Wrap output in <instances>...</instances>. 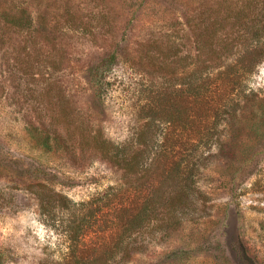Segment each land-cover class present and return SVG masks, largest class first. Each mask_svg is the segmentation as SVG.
Masks as SVG:
<instances>
[{
    "label": "rangeland",
    "instance_id": "rangeland-1",
    "mask_svg": "<svg viewBox=\"0 0 264 264\" xmlns=\"http://www.w3.org/2000/svg\"><path fill=\"white\" fill-rule=\"evenodd\" d=\"M14 4L31 27L0 19V264H65L61 213L48 218L55 231L40 197L84 203L119 185L100 143H133L152 109L186 117L196 85L223 96L225 71L250 98L215 131L199 178L206 206L169 235L141 231L125 264H264V0H0V13ZM171 44L183 69L165 60ZM38 119L68 152L33 141Z\"/></svg>",
    "mask_w": 264,
    "mask_h": 264
},
{
    "label": "trees",
    "instance_id": "trees-1",
    "mask_svg": "<svg viewBox=\"0 0 264 264\" xmlns=\"http://www.w3.org/2000/svg\"><path fill=\"white\" fill-rule=\"evenodd\" d=\"M14 7L16 11L13 7L2 8L3 24L18 31L28 30L31 18L25 10L17 9L16 4ZM167 50L165 60L177 58L172 61L183 69L184 59L179 58L181 52L176 44ZM115 60L113 57L106 64L104 58L101 65L109 68ZM161 68L168 69L165 62ZM96 70L93 68L92 73ZM220 75L229 81V91L220 97H208L205 94L210 92L196 85L184 120L178 116L182 115L180 110L177 114H160L152 109L145 114L146 124L133 143L123 146L100 143L99 149L106 150L105 160L122 170L119 185L84 203H74L55 192L40 197L44 223L55 231L56 224L48 218L51 214L56 216L57 210L58 215L61 213L59 228L68 246L65 264H125L133 253L141 252L143 245L138 234L144 229L152 226L155 231L169 235L187 220L200 216L192 214L198 205L206 206L203 199L207 196L200 189L199 178L212 149L220 146L215 131L219 122L224 118L228 122L240 103L250 98L240 77L229 71ZM199 76L196 69L193 78L198 80ZM36 122L29 121L28 130L38 146L47 152L69 151L67 140L56 128L48 127L41 119Z\"/></svg>",
    "mask_w": 264,
    "mask_h": 264
}]
</instances>
